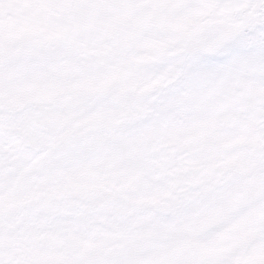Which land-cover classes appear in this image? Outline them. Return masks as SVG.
<instances>
[{
    "label": "snow or ice",
    "instance_id": "6c2138e0",
    "mask_svg": "<svg viewBox=\"0 0 264 264\" xmlns=\"http://www.w3.org/2000/svg\"><path fill=\"white\" fill-rule=\"evenodd\" d=\"M0 264H264V0H0Z\"/></svg>",
    "mask_w": 264,
    "mask_h": 264
}]
</instances>
